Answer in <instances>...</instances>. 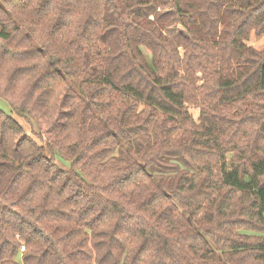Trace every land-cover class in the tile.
Returning a JSON list of instances; mask_svg holds the SVG:
<instances>
[{
  "label": "trees",
  "instance_id": "1",
  "mask_svg": "<svg viewBox=\"0 0 264 264\" xmlns=\"http://www.w3.org/2000/svg\"><path fill=\"white\" fill-rule=\"evenodd\" d=\"M252 34L264 0H0V264H264Z\"/></svg>",
  "mask_w": 264,
  "mask_h": 264
},
{
  "label": "rangeland",
  "instance_id": "2",
  "mask_svg": "<svg viewBox=\"0 0 264 264\" xmlns=\"http://www.w3.org/2000/svg\"><path fill=\"white\" fill-rule=\"evenodd\" d=\"M248 43L257 49L262 50V49H264V35L256 36L255 34H252L250 36ZM143 52H144L145 56H147L148 59L151 57V51L150 50L143 49ZM0 106L5 108L6 110L10 111L9 103L3 99H0ZM188 107H189L190 113L193 115L194 119L197 121L199 116H200L199 107H196L192 104H188ZM19 120L23 122L22 119H19ZM24 124H25L27 130L30 131L31 125L29 123H26V122ZM57 162L59 163V165L62 168H65V169L70 168L71 163L68 161H65L61 156H57ZM248 233H251V232H248Z\"/></svg>",
  "mask_w": 264,
  "mask_h": 264
}]
</instances>
